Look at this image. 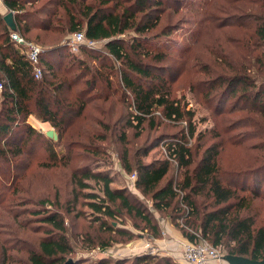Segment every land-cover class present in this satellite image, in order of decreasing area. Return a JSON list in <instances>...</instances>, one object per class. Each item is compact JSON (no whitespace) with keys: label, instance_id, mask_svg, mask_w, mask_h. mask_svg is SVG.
I'll return each instance as SVG.
<instances>
[{"label":"trees","instance_id":"obj_1","mask_svg":"<svg viewBox=\"0 0 264 264\" xmlns=\"http://www.w3.org/2000/svg\"><path fill=\"white\" fill-rule=\"evenodd\" d=\"M223 1L219 6L216 0H209L202 7L197 0H3L8 12L14 13L15 32L41 47L43 75L40 79L35 77L26 47L12 39L5 14L0 12V161L5 162L0 176V204L10 199L3 196L4 190L9 185L16 186L23 178L24 174L14 175L13 170L20 167L19 156L29 153L35 139L43 140L55 165L59 155L57 146L61 144L63 132L72 125L86 123L89 132L93 128L89 122H93L102 128L100 133L78 135L99 141L115 137L120 143H127L130 130L140 136L146 123L153 130L164 120L187 121L188 132L183 130L165 141L167 158L148 163L141 158L164 140L158 137L151 144L137 148L133 157L126 148L122 155L124 168L136 175V188L143 196L151 197L156 211L170 212L172 222L188 240L194 241L196 233H200L215 246L226 248L227 254L264 259V225H258V214L253 211L257 200L264 203V162L257 164L261 156L244 169L224 170L219 159L223 149V140H219L221 131H198L195 111L187 109L186 103L172 93L170 64L176 58L166 40L186 17L180 15L176 22L172 19L181 14L182 8L188 7L199 14L204 10L202 13L208 16L209 22L217 20L216 29L228 28L226 33H229L227 36L221 33L214 40V51H209L211 59L201 65L204 72L212 74L207 79L210 93L220 87L221 98H233V106L226 109V105L222 111L247 110L264 122V0ZM216 5L219 14H208V9ZM221 16L225 17L220 19ZM77 32L102 41L104 49L81 45L84 53L98 57L99 69L85 67L83 75L69 78L67 67L66 73L56 69L64 67L71 56L76 60L69 41L70 35ZM128 32L131 35L126 39L123 35ZM228 47L240 49V53L225 51ZM165 72L170 74V79ZM116 74L120 86L114 85ZM79 85L81 89L74 91ZM94 102L101 104L89 108ZM108 103L111 107H107ZM118 103L128 106L112 124L108 118L116 112ZM240 105L244 107L241 109ZM32 115L51 123L59 131V140L50 139L30 123L28 118ZM237 121L231 130L246 127L247 138L259 140L251 143L249 149L254 152L264 149V124L260 126L251 116ZM120 122L125 124L121 126ZM193 139L195 146L191 143ZM246 139H234L233 145L240 146ZM91 151L96 153L94 149ZM173 161L178 170H183L181 179L171 176ZM240 179L244 183H237ZM75 180L76 201L84 198L92 210L94 223L115 234H110L109 239H97L100 247L105 249L119 241L116 235L125 240L133 238L130 229L115 224L124 210L145 222V228L153 231L152 237H161V225L153 212L129 187L112 186L115 179L107 171L85 167ZM88 180L96 181L100 189L96 191ZM87 188L92 189L84 191ZM46 203L49 200H41L36 209H27L39 218L46 234L34 248L27 250L30 264L108 263L106 258L70 261L68 255L73 252V246L67 235L66 220L59 210L48 208ZM88 238L95 244L93 236L89 234ZM7 251L0 241V264H5ZM126 263L179 264L169 256L148 254L137 255L130 261L120 259L113 264Z\"/></svg>","mask_w":264,"mask_h":264},{"label":"rangeland","instance_id":"obj_2","mask_svg":"<svg viewBox=\"0 0 264 264\" xmlns=\"http://www.w3.org/2000/svg\"><path fill=\"white\" fill-rule=\"evenodd\" d=\"M197 1L201 6L202 4L209 3V0ZM216 3L222 6L224 1L216 0ZM218 5L214 8L210 7L208 14L218 15L219 12H216L219 8ZM202 11L199 14L188 7L182 8L181 14L172 19V22H176L180 18V15L186 17L179 22V29L171 34L170 39L166 40V45H169L172 54L176 58V61H171L170 64L172 66L171 75H173V78H171L172 93L173 96L181 98L183 103H186L187 109L195 111L194 122L197 125L198 131L207 130L209 133L212 130V133L215 131L219 133L221 131L222 136L219 138V140H223V149L219 158L221 167L229 171L241 167L244 169L249 165V162H253L254 158L258 156L262 157L264 149L262 148L259 152L250 150L249 145L259 140L248 139L244 134L247 129L246 127H240L236 130H231V127L241 117L247 116L258 120L260 126L264 122L256 114L250 113L247 110L229 112L224 109L222 111L226 105V109H230L233 106V98H226L225 100L221 98L222 88L220 87H217L210 93L207 79L212 74L204 72L201 65L203 61L209 59V51H214V40L218 36H221V33H225L224 36H227L229 33H226V31L228 32V28L222 27L216 29L218 25L217 20L209 22L208 16H205ZM221 17L220 19H223L225 16ZM166 22L167 20L163 24ZM159 29L160 27L155 31ZM130 35L131 32H128L123 37L128 39ZM72 36L73 34L70 35V39ZM97 48L100 50L104 49L102 44L98 45ZM224 50L229 51V53L232 51L234 54L240 53V49L228 47L224 48ZM89 52L91 53L92 51ZM97 52H94V54L99 55ZM74 53L76 54L75 57H77L76 60L71 56V59L65 63L64 67L57 68L56 72L63 71V73H66L67 67L68 77L73 78L78 74L83 75L85 67H90L93 71L99 69L98 57H92L88 53H84L80 47ZM195 65L200 66L199 69ZM165 75L170 79L168 72H165ZM89 76L90 74H87V77ZM117 81H119V75L116 74L114 75L113 82L114 85L120 86L121 84H117ZM81 87L82 85L75 87L74 91L81 89ZM97 92L98 90H96ZM94 104H101V102H94L89 108H92ZM111 105V103H108L107 107H111ZM126 106L128 105L118 103L116 112L112 117L108 118V121L112 124L115 123ZM243 107L244 105H240L241 109ZM158 116L160 115L158 114ZM28 121L44 134L49 129H55L59 132L51 123L43 122L33 115L28 118ZM84 124L86 123L81 122L79 125H72L73 127L67 132H63L61 144L57 146L59 155L55 165V160H51L50 152L47 150L42 139H35L30 146L29 153L19 156L20 167L13 170V173L14 175L21 173L20 175L24 174V176L22 179H19L16 186L9 185L8 189L4 190L3 196L7 195L10 199L4 202L3 205L0 204V241L8 249L5 264H30L27 258V250L34 248L38 244L39 239L46 234L43 228H41L38 221L39 218L32 216L27 209H36V207L40 206L41 200H49L46 206L59 210L66 220L67 235L73 246V252L68 255L70 261L76 259L97 261L106 258L109 259L107 264H113L120 259L130 261L137 255L148 254L160 257L169 256L179 264H184L177 258L168 255L163 246L158 244V241L165 236L163 233V226L165 224L161 225V222H165L168 218L172 221L170 212L159 213L153 207L150 196H143L140 190L136 191L135 179L132 178L133 172L128 173L124 168L122 155L127 148L130 151V156L133 157L137 148L151 144L155 138L164 137L162 142L149 149L147 155H141V158L147 163L155 159L167 158L165 141L177 134H181L183 130L188 132L187 121L175 122L164 120L159 128H154L153 130L146 123L140 136L134 135V130H130L127 143H120L115 137H111L106 141L81 137L78 135L80 132L97 135L102 131L101 127L93 122H89L90 125H93V128H90L89 132H87ZM124 124L120 122L121 126ZM121 126H119V130ZM109 136H111V132H109ZM239 137L241 140L247 139L240 146L233 145V140ZM90 142L97 146H90L88 144ZM191 143L195 146L196 141L193 139ZM91 149H94L96 153L92 152ZM141 153L143 154V152ZM257 153H261L262 155H257ZM261 157L257 164L264 162V158ZM4 164L5 162L0 161V176L4 172ZM85 167L107 171L115 179L112 184L114 187H129L138 199L144 202L148 206V209L153 212L155 219L160 221L162 229L161 237H152L153 231L145 228V222L140 218H134L124 210L115 224L130 229L134 233L133 238L125 240V237L116 235L119 241L113 242L111 246L105 249L100 247L97 239H109L111 237L110 234H115L109 233L101 229L98 224H95L92 220L94 216L90 215L92 210L85 204V199L80 197L76 201L74 197L73 191L78 187L75 179L81 176ZM77 170L78 176L76 178ZM171 171V176L174 175V178L181 179L183 170H178L177 163L174 161ZM240 180L237 183H244L243 180ZM88 181L95 187L96 191L100 189V185L96 184V181ZM91 189L87 188L84 191H90ZM255 205L256 207L253 211L258 214V225H264V203L257 200ZM180 223L184 225V220L181 219ZM89 234L96 239L95 244L88 241ZM219 247L223 255L227 254L226 248ZM0 259L2 260L1 256Z\"/></svg>","mask_w":264,"mask_h":264},{"label":"built area","instance_id":"obj_3","mask_svg":"<svg viewBox=\"0 0 264 264\" xmlns=\"http://www.w3.org/2000/svg\"><path fill=\"white\" fill-rule=\"evenodd\" d=\"M11 37L18 44L26 47V53L31 61L34 74L37 79H40L43 75V69L41 66V47L33 42L28 41L21 34L12 31ZM100 40L89 39L83 32H77L73 34L69 41V47L72 52H77L81 45H86L89 48H96L101 44ZM0 87L2 85L0 84ZM132 178L136 179V175L133 174ZM197 239L194 241L187 240L182 246V263L184 264H229L224 260V255L221 253L219 246H215L208 239L201 236L200 233H196Z\"/></svg>","mask_w":264,"mask_h":264},{"label":"crops","instance_id":"obj_4","mask_svg":"<svg viewBox=\"0 0 264 264\" xmlns=\"http://www.w3.org/2000/svg\"><path fill=\"white\" fill-rule=\"evenodd\" d=\"M0 12L3 15L8 12L3 0H0ZM135 189L136 191L138 190L137 188ZM164 224L163 233L165 236L158 241V244L163 246V249L167 251L168 255L173 256L182 262V246L188 239L184 237L180 229H178L169 218L165 222H161V225Z\"/></svg>","mask_w":264,"mask_h":264},{"label":"water","instance_id":"obj_5","mask_svg":"<svg viewBox=\"0 0 264 264\" xmlns=\"http://www.w3.org/2000/svg\"><path fill=\"white\" fill-rule=\"evenodd\" d=\"M4 20L12 31L17 30L14 13L12 11L5 14ZM45 133L50 139L54 141L59 140V134L55 129H49ZM224 260H226L229 264H264V259L256 260L245 256L233 255V254H225Z\"/></svg>","mask_w":264,"mask_h":264}]
</instances>
